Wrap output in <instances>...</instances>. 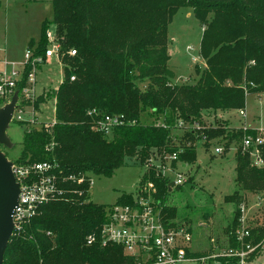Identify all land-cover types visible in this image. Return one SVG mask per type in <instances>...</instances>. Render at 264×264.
<instances>
[{"label": "trees", "instance_id": "obj_1", "mask_svg": "<svg viewBox=\"0 0 264 264\" xmlns=\"http://www.w3.org/2000/svg\"><path fill=\"white\" fill-rule=\"evenodd\" d=\"M52 5V17L42 21L38 40L28 45L33 54L44 55L48 29L55 25L63 79L33 101L39 109L54 99L55 120L26 124L15 161H56L63 193L15 228L3 264H130L121 246L99 243L109 204L90 199L91 175L110 177L127 157L145 165L155 153L163 157L177 152L179 160L193 164L200 139L206 148L211 139L223 140L227 151L232 142L256 133L231 128L223 119L208 126L204 118L244 109L248 94L264 91V0H52ZM183 5L193 7L203 28L205 66L197 67L194 83L173 82L169 66L168 25ZM71 49L75 55L69 54ZM29 71L27 66L19 88ZM104 115H122L124 123L106 134L98 128ZM179 122L185 132L181 144L175 145L172 130ZM235 161L236 188L225 196L235 204L227 228L230 246L236 244L234 230L244 193L264 189V167L251 166L240 145ZM69 175L76 179L66 178ZM148 180L156 187L151 194L160 202L163 220L177 225L178 209L166 202L168 180L155 168L145 169L137 189L143 195L148 194ZM133 200V194L123 193L116 203ZM90 234L97 240L87 244ZM217 259L226 264L225 258Z\"/></svg>", "mask_w": 264, "mask_h": 264}, {"label": "rangeland", "instance_id": "obj_2", "mask_svg": "<svg viewBox=\"0 0 264 264\" xmlns=\"http://www.w3.org/2000/svg\"><path fill=\"white\" fill-rule=\"evenodd\" d=\"M188 12L190 15L187 14ZM52 15V0H0V58L22 60L24 53L30 48L28 42L31 39L38 40L42 21L46 18L50 19ZM48 31L52 39L55 25L51 24ZM202 34V23L193 7L189 5L179 7L168 25L169 66L174 72L173 82L196 81L197 67L202 69L205 64L201 54ZM38 68L37 93L56 89L63 79L62 63L58 58L53 56ZM244 109L245 116H241L238 110L209 113L204 118V124L215 125L217 120L223 119L231 128L245 125L255 130H264V91L248 94ZM28 110L23 114L24 118L29 117ZM35 115L36 125L53 122L54 99H47L41 104ZM23 122L24 124H20L12 121L7 129L13 147L9 149L1 146L11 161H15L21 153L26 124L33 123L32 120ZM183 126L177 124L172 130L175 145H180L182 142L185 132ZM239 145L238 141L232 142L227 151L218 154L214 147H224L223 140L211 139L209 147L206 148L200 139L196 142L195 163L189 164L179 159L168 163L171 168L187 176L183 185L175 187L168 193L166 202L176 205L179 213L177 221L190 226L193 233L194 253L211 255L228 245L227 228L232 226L235 204L226 201L225 196L236 188L235 151ZM145 168L137 158L127 157L125 164L115 170L110 177L92 174L90 199L111 205L116 203L123 193H131L135 198ZM167 174L174 178L173 173L168 171ZM263 191L264 189L259 192ZM259 192H245L244 195L246 199H253ZM148 195L145 196L149 198ZM258 215L260 218L257 221L261 223L263 212Z\"/></svg>", "mask_w": 264, "mask_h": 264}, {"label": "built area", "instance_id": "obj_3", "mask_svg": "<svg viewBox=\"0 0 264 264\" xmlns=\"http://www.w3.org/2000/svg\"><path fill=\"white\" fill-rule=\"evenodd\" d=\"M47 38L50 39L49 31ZM60 42L56 35L50 39L44 55L33 54V49L28 48L22 60L0 58V98L3 105L10 102L14 93L18 92L17 106L12 115V121H30L35 124L36 115L33 101L39 95L36 82L39 66L47 63L53 56L60 61ZM1 50V49H0ZM70 55H75L76 50L71 49ZM61 63V61H60ZM30 71L19 88L24 78L26 67ZM74 79V76H71ZM29 109V110H28ZM29 117L24 118L26 111ZM241 116L246 115L245 109H239ZM11 121V122H12ZM38 121V120H37ZM52 122H44L48 125ZM124 123L122 115H104L98 128L106 134H110L113 127ZM183 126L182 122L178 123ZM243 129L249 128L242 126ZM255 134L245 135L240 146L243 153L248 154L253 167H264V130H255ZM220 154L224 147H214ZM178 153L173 152L161 157L153 154L145 162V169L155 168L168 180V191H172L178 185H183L187 176L185 173L170 167L169 162L177 161ZM12 170L16 181L19 183L20 192L18 202L13 212L15 228L37 215L40 207L62 195L59 164L56 161H36L20 163L12 161ZM167 163V164H165ZM174 175L172 178L167 172ZM173 171V172H172ZM68 179H76L75 175H69ZM63 180V179H62ZM78 181H83V175ZM93 179L90 177V185ZM144 189L149 198L137 191L131 204L114 203L106 209L105 221L99 230V243L102 246L116 244L122 247L124 254L132 259L130 264H221L217 258H225L226 264L230 258H235V264H264V231H260L261 223L257 221L264 209V191L256 194L253 199H246L239 205L240 215L237 227L234 230V246L227 245L211 255L193 256V233L188 224L178 223L175 226L166 224L161 215L160 202L156 201L152 192L156 187L152 181H146ZM97 240L96 234L87 236V244Z\"/></svg>", "mask_w": 264, "mask_h": 264}, {"label": "water", "instance_id": "obj_4", "mask_svg": "<svg viewBox=\"0 0 264 264\" xmlns=\"http://www.w3.org/2000/svg\"><path fill=\"white\" fill-rule=\"evenodd\" d=\"M18 92L10 102L0 107V264H3L7 253L9 240L15 230L13 212L18 202L20 192L16 181L12 161L8 159L1 146L12 148L13 142L7 133L12 121L14 109L17 106Z\"/></svg>", "mask_w": 264, "mask_h": 264}, {"label": "crops", "instance_id": "obj_5", "mask_svg": "<svg viewBox=\"0 0 264 264\" xmlns=\"http://www.w3.org/2000/svg\"><path fill=\"white\" fill-rule=\"evenodd\" d=\"M187 14L190 15V12H188ZM28 43H29V42H28ZM204 66H205V64H204Z\"/></svg>", "mask_w": 264, "mask_h": 264}]
</instances>
